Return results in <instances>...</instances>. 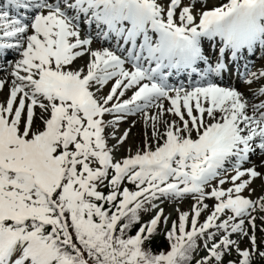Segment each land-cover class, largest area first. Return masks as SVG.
<instances>
[{
    "label": "snow or ice",
    "instance_id": "snow-or-ice-1",
    "mask_svg": "<svg viewBox=\"0 0 264 264\" xmlns=\"http://www.w3.org/2000/svg\"><path fill=\"white\" fill-rule=\"evenodd\" d=\"M257 49L264 0H0V264L264 261Z\"/></svg>",
    "mask_w": 264,
    "mask_h": 264
},
{
    "label": "rangeland",
    "instance_id": "rangeland-1",
    "mask_svg": "<svg viewBox=\"0 0 264 264\" xmlns=\"http://www.w3.org/2000/svg\"><path fill=\"white\" fill-rule=\"evenodd\" d=\"M213 3L217 4L214 0H212ZM229 0H226L224 3H228ZM219 5V4H217ZM217 40H219V37L216 38ZM105 45H102L101 43H95L94 47H102ZM14 59L13 54L10 53V56L8 59H6L7 61L11 62ZM257 59V60H255ZM250 60H252L251 66L252 67V71H256L257 69H260L262 66H264V51H260L259 49L256 50L255 54L253 55V58H250ZM82 63V61H81ZM3 66L5 68H7V65H0ZM10 70V69H8ZM0 75H3V73H0ZM235 78H231L228 79V81L231 83V85L236 86L239 90L241 91H247L246 86L242 83H240L239 81L234 80ZM253 88L257 87V85H252ZM7 94V89L4 90V95ZM3 97H0V99H2ZM170 119L172 117H169ZM131 121H136V127L132 128L131 134L128 138V140L126 141V143L124 144L123 148L121 149V151L118 153L119 156H125L127 153L124 151V149H128L131 152H135L137 149H140L143 147L144 142L148 139V137L151 135V129L149 128L148 125L142 123V118L137 115V116H132L129 118V120L125 123H122L120 125V131L123 132L124 129L128 128ZM37 126H39V122H37ZM110 143H114V141H110ZM260 159L261 157L258 156H253L252 160L255 164H259L260 163ZM250 165H245V167H248ZM259 171L264 172V168H258ZM261 184L262 181L257 179L255 181V183L252 185L254 188H256V193L255 195H259L261 193ZM183 209H187L188 208V203H184L182 205ZM171 209V205L170 204H166L165 205V211L168 212ZM175 218V215L173 214V219ZM259 224V221H258ZM247 246V241H245L242 244V247ZM256 264H258V262H256Z\"/></svg>",
    "mask_w": 264,
    "mask_h": 264
},
{
    "label": "trees",
    "instance_id": "trees-1",
    "mask_svg": "<svg viewBox=\"0 0 264 264\" xmlns=\"http://www.w3.org/2000/svg\"><path fill=\"white\" fill-rule=\"evenodd\" d=\"M152 248H153L154 252H159L161 250H167L168 242L166 241L164 236H161V238L158 241L152 242ZM260 262H262V261H260ZM260 264H263V263H260Z\"/></svg>",
    "mask_w": 264,
    "mask_h": 264
},
{
    "label": "bare ground",
    "instance_id": "bare-ground-1",
    "mask_svg": "<svg viewBox=\"0 0 264 264\" xmlns=\"http://www.w3.org/2000/svg\"><path fill=\"white\" fill-rule=\"evenodd\" d=\"M8 55L10 56V53ZM225 83H226V80H225Z\"/></svg>",
    "mask_w": 264,
    "mask_h": 264
}]
</instances>
